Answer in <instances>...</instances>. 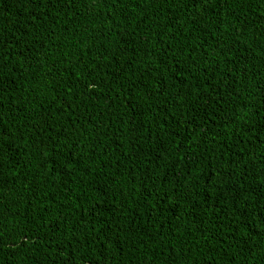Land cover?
Returning a JSON list of instances; mask_svg holds the SVG:
<instances>
[{"label": "trees", "instance_id": "1", "mask_svg": "<svg viewBox=\"0 0 264 264\" xmlns=\"http://www.w3.org/2000/svg\"><path fill=\"white\" fill-rule=\"evenodd\" d=\"M0 81V264H264V0H0Z\"/></svg>", "mask_w": 264, "mask_h": 264}, {"label": "snow or ice", "instance_id": "2", "mask_svg": "<svg viewBox=\"0 0 264 264\" xmlns=\"http://www.w3.org/2000/svg\"><path fill=\"white\" fill-rule=\"evenodd\" d=\"M5 82L4 81H0V85H3ZM68 107H71V105H69ZM58 169H56L54 166H53V168H52V172H53V175H56L57 173H58ZM84 264H88V261L87 260H85L84 261Z\"/></svg>", "mask_w": 264, "mask_h": 264}]
</instances>
